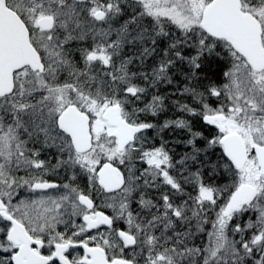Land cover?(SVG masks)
I'll return each mask as SVG.
<instances>
[{"label":"snow or ice","instance_id":"1","mask_svg":"<svg viewBox=\"0 0 264 264\" xmlns=\"http://www.w3.org/2000/svg\"><path fill=\"white\" fill-rule=\"evenodd\" d=\"M0 264H264V0H0Z\"/></svg>","mask_w":264,"mask_h":264}]
</instances>
